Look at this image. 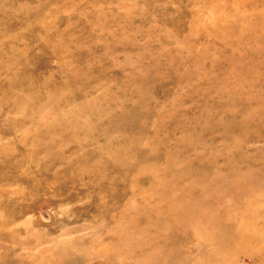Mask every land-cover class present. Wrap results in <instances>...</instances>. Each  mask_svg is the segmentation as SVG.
I'll list each match as a JSON object with an SVG mask.
<instances>
[{
  "label": "rangeland",
  "instance_id": "obj_1",
  "mask_svg": "<svg viewBox=\"0 0 264 264\" xmlns=\"http://www.w3.org/2000/svg\"><path fill=\"white\" fill-rule=\"evenodd\" d=\"M158 181L181 264H264V0H0V257L123 264L90 222Z\"/></svg>",
  "mask_w": 264,
  "mask_h": 264
},
{
  "label": "bare ground",
  "instance_id": "obj_2",
  "mask_svg": "<svg viewBox=\"0 0 264 264\" xmlns=\"http://www.w3.org/2000/svg\"><path fill=\"white\" fill-rule=\"evenodd\" d=\"M149 184L161 189L160 192L159 190L152 189L154 194L144 198L142 204L135 205L134 203H130L123 205L127 202L122 203L121 206L116 207L117 215H113L112 213L109 215L108 213L106 216H103V225L100 229L94 227L97 219L92 220L90 224L92 225L93 235L89 241L92 245H98L103 241H107L111 246L110 250L123 258V264H128L133 259L129 257L126 261L125 256H131L130 254L134 251L140 252L143 250H146L144 256L145 262L148 264H151L150 260L159 257H164L167 263L176 260V264H181L182 221L190 223L193 219H196L197 214L191 211H183L180 184L175 185L173 181H158V186L155 182H149ZM135 185L136 182L132 180V187L131 189L128 188V190H131L130 196L136 199L137 192L134 191ZM173 186H176L180 192L178 196L170 195ZM121 190L123 189L121 188ZM145 194V191H141V197L139 198L145 197ZM99 207L107 208L104 201H102ZM112 210L115 209L111 207L109 210L107 208L108 212ZM114 221L117 224L116 227L108 229L105 223H112ZM201 225H195V228L198 226H200L198 228H207L201 227ZM152 231H154V235L151 237ZM39 239L41 241L45 240L43 236ZM74 243H78L76 246L79 247L81 241ZM71 246L70 243H64L61 248H58V246L52 247L49 250L40 252L39 255L28 257L30 261L25 264H81L80 262L85 264L86 259L84 256L90 257L91 252L87 250L83 251L81 260L80 256L73 259L74 252L69 250ZM3 254L6 256L0 257V264H9L8 249ZM159 262L165 261L160 260Z\"/></svg>",
  "mask_w": 264,
  "mask_h": 264
}]
</instances>
